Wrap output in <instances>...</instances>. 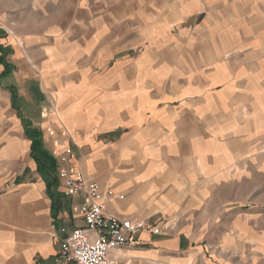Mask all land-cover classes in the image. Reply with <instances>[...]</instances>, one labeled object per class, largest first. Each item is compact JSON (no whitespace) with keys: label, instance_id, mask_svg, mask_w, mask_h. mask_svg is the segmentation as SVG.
Wrapping results in <instances>:
<instances>
[{"label":"crops","instance_id":"0c3cea01","mask_svg":"<svg viewBox=\"0 0 264 264\" xmlns=\"http://www.w3.org/2000/svg\"><path fill=\"white\" fill-rule=\"evenodd\" d=\"M61 2L36 54L0 31V264H63L61 240L83 226L64 168L114 191L108 213L161 229L110 250L118 264H264V0H177L174 19H228L230 37L196 45L213 54L189 60L185 94L132 119L109 76L89 81L97 47L76 31L89 20Z\"/></svg>","mask_w":264,"mask_h":264},{"label":"rangeland","instance_id":"374dc122","mask_svg":"<svg viewBox=\"0 0 264 264\" xmlns=\"http://www.w3.org/2000/svg\"><path fill=\"white\" fill-rule=\"evenodd\" d=\"M61 1L0 0V31L5 32V40L11 41L25 52L28 50L36 54L37 42L43 37L46 27L50 24L56 27L58 21L68 13L66 3ZM73 1L75 11H69V17L73 15L75 23L78 22L79 15L81 19L89 20L84 21L85 26L81 21L76 24L77 35H90L97 47L96 54L91 59L93 67L88 79L102 80L104 76H109L114 84L112 93L126 92L131 119L139 115L146 116L144 113L148 114L156 103L158 108L163 109L162 106L171 99L185 94L180 90L188 85L186 73L200 69L196 65H188L189 60L201 61L204 56L208 58L213 54L212 51L201 48L196 50V45L213 39L219 40L223 36L230 37L227 29L232 21L229 22L228 19H216L215 22L202 18L183 21L174 19L177 16L174 12L179 7L177 0ZM80 3L84 7L82 12L78 7ZM101 13L102 16H99ZM239 20L240 18L234 23L237 24ZM213 27L217 29L215 35L207 34ZM247 34L248 32L243 33L242 36ZM27 43L29 47L26 46ZM188 45L193 46L192 50L187 48ZM235 52H228L225 57L230 59ZM107 53L108 56H105ZM123 62L129 65L126 71L117 67V64ZM150 64L155 65V69H150ZM135 96L138 100L132 108L131 101ZM119 98L121 96H113L118 104L121 103L117 100ZM207 250L225 252L210 246L206 247Z\"/></svg>","mask_w":264,"mask_h":264},{"label":"built area","instance_id":"2783aa9c","mask_svg":"<svg viewBox=\"0 0 264 264\" xmlns=\"http://www.w3.org/2000/svg\"><path fill=\"white\" fill-rule=\"evenodd\" d=\"M67 150L60 161L67 158ZM63 180V194L66 197H80L78 214L82 227L73 228L62 239L57 259L63 264H118V260L109 255L110 250L125 245L129 238L137 233L149 231L159 234L157 224L144 219H125L107 210V202L116 194L111 188L89 180L81 170L59 172ZM118 198H123L119 195ZM65 231L64 228L61 229Z\"/></svg>","mask_w":264,"mask_h":264}]
</instances>
